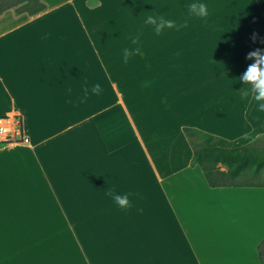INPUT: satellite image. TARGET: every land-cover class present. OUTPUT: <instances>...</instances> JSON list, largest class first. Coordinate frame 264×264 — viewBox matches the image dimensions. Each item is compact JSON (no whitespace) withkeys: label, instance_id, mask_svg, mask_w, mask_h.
<instances>
[{"label":"crops","instance_id":"crops-1","mask_svg":"<svg viewBox=\"0 0 264 264\" xmlns=\"http://www.w3.org/2000/svg\"><path fill=\"white\" fill-rule=\"evenodd\" d=\"M35 2L0 5V118L30 139L0 145V264H263L264 184L212 187L192 160L254 147L264 113L232 93L223 115L217 93L197 95L175 67L212 18L264 0H199L206 21L193 0ZM150 14L188 27L156 35ZM85 81L103 92L80 103ZM109 189L132 193L131 209Z\"/></svg>","mask_w":264,"mask_h":264},{"label":"rangeland","instance_id":"rangeland-1","mask_svg":"<svg viewBox=\"0 0 264 264\" xmlns=\"http://www.w3.org/2000/svg\"><path fill=\"white\" fill-rule=\"evenodd\" d=\"M0 5L41 8L35 0H0ZM253 33L264 38V2L255 3L251 12H229L227 17L212 18V28L207 33L197 35V49L191 52V62L185 61L186 63L182 62L179 67H175L182 78V85L190 76L192 90L197 95L217 93L215 96H218L220 103L218 107L224 109L221 113H230L233 105L225 102L235 101L232 93H241L240 90L244 87L238 78L252 63L246 59L247 54L256 48L264 49V43L260 39L253 43ZM252 145L254 151L264 153V135ZM220 169L227 171L226 166H220ZM236 183L264 184V174L257 179L241 177ZM261 255L264 264V246Z\"/></svg>","mask_w":264,"mask_h":264},{"label":"clouds","instance_id":"clouds-1","mask_svg":"<svg viewBox=\"0 0 264 264\" xmlns=\"http://www.w3.org/2000/svg\"><path fill=\"white\" fill-rule=\"evenodd\" d=\"M187 9L190 15L205 21L209 16L207 5L199 2V0H193V2L187 6ZM145 24L152 26L156 35H160L166 29H175L176 31H180L182 28L188 27L187 21L182 24H177L176 21L167 19L164 15L153 14L147 16ZM44 38H47V34ZM251 39L253 43H255L257 39H260V42L264 43V38H259L257 33H253ZM131 43L134 47L123 49L124 63H127L130 57L141 53V48L138 46L140 44L139 36L134 37ZM246 59L252 61V63L248 65L245 72L238 78V80L244 85L240 92L242 93V98L244 99L251 97L249 103L255 101L256 109L259 112L264 113V49L256 48L250 51L247 54ZM245 85L248 87H245ZM82 91L83 96L80 103H85L87 102L90 93L98 96L103 92V88L99 83H96L89 88L87 86V81H85ZM67 92L70 95L72 89L68 88ZM68 102L71 103V101ZM245 135L247 134L245 133ZM106 195L110 197L120 209H131L132 202L129 197L133 195L132 193L119 194L115 191V189H109L106 192ZM135 195L139 197V193ZM138 211L142 213L143 210L138 209Z\"/></svg>","mask_w":264,"mask_h":264},{"label":"trees","instance_id":"trees-1","mask_svg":"<svg viewBox=\"0 0 264 264\" xmlns=\"http://www.w3.org/2000/svg\"><path fill=\"white\" fill-rule=\"evenodd\" d=\"M264 128V123H263ZM251 145L237 148L209 147L194 153L192 165H198L205 173L212 187L255 186L252 183H236L241 177L260 178L264 174V153L254 151ZM220 166H226L222 171ZM264 245H260V252Z\"/></svg>","mask_w":264,"mask_h":264},{"label":"built area","instance_id":"built-area-1","mask_svg":"<svg viewBox=\"0 0 264 264\" xmlns=\"http://www.w3.org/2000/svg\"><path fill=\"white\" fill-rule=\"evenodd\" d=\"M11 143L29 144L30 139L24 134L22 122L19 119L0 118V145Z\"/></svg>","mask_w":264,"mask_h":264}]
</instances>
